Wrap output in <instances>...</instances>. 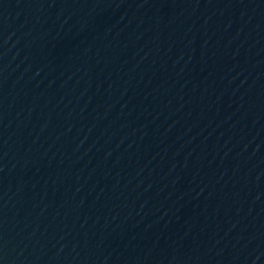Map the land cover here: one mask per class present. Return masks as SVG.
<instances>
[{"label": "water", "instance_id": "1", "mask_svg": "<svg viewBox=\"0 0 264 264\" xmlns=\"http://www.w3.org/2000/svg\"><path fill=\"white\" fill-rule=\"evenodd\" d=\"M0 264H264V0H0Z\"/></svg>", "mask_w": 264, "mask_h": 264}]
</instances>
